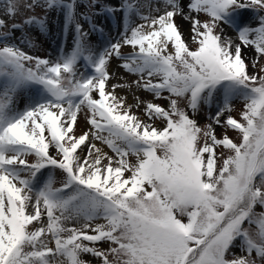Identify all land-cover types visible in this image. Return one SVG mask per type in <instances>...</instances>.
I'll return each mask as SVG.
<instances>
[{
  "label": "snow or ice",
  "instance_id": "snow-or-ice-1",
  "mask_svg": "<svg viewBox=\"0 0 264 264\" xmlns=\"http://www.w3.org/2000/svg\"><path fill=\"white\" fill-rule=\"evenodd\" d=\"M81 4L100 7L89 14ZM36 8L44 15L16 22L21 9ZM148 9L139 0H0V264H89L85 254L100 264H264V211H256L264 209V67L250 74L242 55L254 49L253 67L264 58V0H156ZM50 12L62 17L65 35L75 32L54 59L21 47L35 46L26 28L49 31ZM244 12L255 26L241 20ZM105 14H122L123 30L97 49L80 21L103 35L92 17ZM177 16L190 23L195 48ZM113 58L138 88L168 101L136 98L150 122L116 94L123 85L109 87ZM235 99L244 101L240 119L221 121ZM213 102L212 123L200 126L195 115ZM84 110L89 128L77 136ZM213 123L240 142L218 138Z\"/></svg>",
  "mask_w": 264,
  "mask_h": 264
},
{
  "label": "rangeland",
  "instance_id": "rangeland-1",
  "mask_svg": "<svg viewBox=\"0 0 264 264\" xmlns=\"http://www.w3.org/2000/svg\"><path fill=\"white\" fill-rule=\"evenodd\" d=\"M102 4H109L113 6H117L120 4L121 0H100ZM186 3L187 0H184ZM140 5L142 6V11L144 14H148L149 9L148 5L151 3L153 6H155L156 0H139ZM100 5L97 4L95 8L89 9L87 7H84L83 4L79 7L78 11L83 13H91L95 12L99 9ZM154 14V13H153ZM0 15H3L2 12H0ZM30 15H44V11L41 8H36L35 12H28L25 9H21L20 15H18L16 22L21 21L26 16ZM49 16V31L46 34H42L39 32V29L33 28V29H25V33L34 43V47H27L25 45H21V47H24L25 51H28L30 54L39 56L41 58H52L54 59L59 52L60 47L63 45L65 50H70L71 46L73 44V39L75 36L74 29L70 28L68 33L65 35L63 32V22L62 17H58L56 13L50 12L48 13ZM133 22L135 24L143 23L139 19V17H133ZM199 19L201 21L207 19V17L204 14L199 15ZM93 23L97 24L99 27L104 29V34L101 35L99 32H94L90 30V27L86 21L81 19V24L84 27V30L89 33L87 39L89 43L97 48L102 49L105 44L111 40L112 42H115L116 40L120 39L119 33L123 30V19L122 14H117L116 16H108L107 14L103 16H93L92 17ZM177 25L179 26L180 31L183 34V38L186 41V43L190 46V48H195L196 45L193 43L191 36L192 33L190 31L191 25L188 21L182 19L181 17L177 16L175 18ZM242 21H252L253 26H255V17L251 12H244L241 15ZM11 23V21H10ZM223 29V35L225 37H229V34L227 31H234L236 32L232 27H229L228 25H222ZM7 29H2L0 31H6ZM220 29H217V32H219ZM15 37L19 38L21 37L22 33L20 31H16L14 33ZM64 43H63V42ZM248 51H250L249 54H242L243 57L246 60V63L248 65V72L250 74H257L260 73V68L264 67V58L259 59V63L256 67H253V62L257 57V54L254 52V49L251 47L247 48ZM122 53L125 55L128 54L131 49L127 46L122 48ZM123 61L118 60L116 58H113L109 63V72L111 74V79L109 80V87L111 85H123V87H117L116 88V94L121 97L126 98V104L132 106V112L136 114L141 120L145 122L148 121V117L144 114L143 111V104H140L139 107H137V97L141 101H151L157 104H160L164 107H167L168 101L166 99H155L151 93H148L144 91L142 88H138L135 83H133L135 80L138 79L137 76L126 72L122 67L121 64ZM264 74V73H260ZM165 96H167V93H164ZM27 102V96L25 94H21V96L18 98V108L23 109L25 106V103ZM186 102L180 101V106L185 107ZM244 101L242 99H235L232 102V111L230 113H225L224 116L221 117V121L225 120L227 115H231L233 118L239 120L240 119V112L243 110ZM217 103L213 102L211 107L208 106H202L201 110L195 115V119L198 121L200 126H204L205 124L212 123V121L209 119L211 116H214L217 111ZM189 111L190 110L186 109ZM86 110L82 111L78 115V121L75 126V132L76 135L79 136L80 134L84 133L88 130L89 125L87 124V116H86ZM151 123H154L157 127H163V124L160 120L151 121ZM213 128L215 129V133L218 138H221L225 133L233 139L234 142L239 143L240 137L239 133L235 130H232L230 128H225L223 124L216 125L213 123ZM91 143H96L97 147L101 148L103 152L107 153L109 156H114V154L111 152V150L104 144H101L99 141H91ZM82 152L81 155H85L88 152L87 146H82ZM218 152H224L225 155H227V152L220 148L218 149ZM53 155H56L55 151H52ZM30 162L34 159L33 157L27 158ZM129 161L134 162L135 157L129 156ZM107 161H105L106 163ZM48 171L52 170H46V175ZM54 175L56 176L57 181L59 182L60 179H62L61 173L59 170H54ZM57 186H59V183H57ZM257 212L264 211V209H261L259 206L256 208ZM100 223H103V221H98ZM99 247L103 249H107L109 245L107 243H101ZM237 255H240L239 249L233 250ZM84 260L88 261L89 264H100V262L97 260V258L92 257L90 255H83L82 257ZM231 258V257H229ZM111 259V257H110Z\"/></svg>",
  "mask_w": 264,
  "mask_h": 264
},
{
  "label": "bare ground",
  "instance_id": "bare-ground-1",
  "mask_svg": "<svg viewBox=\"0 0 264 264\" xmlns=\"http://www.w3.org/2000/svg\"><path fill=\"white\" fill-rule=\"evenodd\" d=\"M226 32H228L229 37H230L233 41L239 43L238 38H237V32H234V31H227V30H226ZM62 42H63V41H62ZM63 43H64V42H63ZM249 53H250V51H248L247 48H244V49H243L242 54L246 55V54H249Z\"/></svg>",
  "mask_w": 264,
  "mask_h": 264
}]
</instances>
